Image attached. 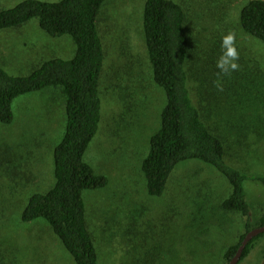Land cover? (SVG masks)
Wrapping results in <instances>:
<instances>
[{
    "label": "rangeland",
    "instance_id": "rangeland-1",
    "mask_svg": "<svg viewBox=\"0 0 264 264\" xmlns=\"http://www.w3.org/2000/svg\"><path fill=\"white\" fill-rule=\"evenodd\" d=\"M21 1L0 0V10ZM146 1L107 0L100 13L106 50L102 120L84 158L96 173L108 177L109 184L84 191L89 227L102 264H219L222 245L233 242L242 229L239 216L211 213L228 195V180L211 165L188 160L172 173L163 196L151 197L146 190L142 161L160 128L166 103L148 62L143 31ZM176 1L185 10L193 52L200 56L191 62L195 69L202 70L207 56L214 53L219 60L222 37L234 32L247 74L257 75L252 84L261 83L264 44L254 43L239 24L240 10L249 0ZM214 45L219 48L213 49ZM75 54L71 36H50L37 18L19 28L0 30V67L11 75H28L47 59H71ZM242 87L247 94L232 89L240 109L219 110L208 92L206 105L218 115L210 124L218 118L227 130L229 162L251 177L245 187L256 214L264 209V180L252 177L264 178V137L252 139V130L255 125L264 132V107L252 90ZM57 89L19 96L12 105L13 122H0V158L10 151L20 170L12 178L0 176V246L20 248V264L27 260L28 264H76L45 220L20 221L28 197L46 193L55 184L54 149L66 129L65 97ZM196 90L192 89L194 99L195 95L198 99ZM220 95L232 100L230 94ZM240 264H264V238Z\"/></svg>",
    "mask_w": 264,
    "mask_h": 264
},
{
    "label": "trees",
    "instance_id": "trees-1",
    "mask_svg": "<svg viewBox=\"0 0 264 264\" xmlns=\"http://www.w3.org/2000/svg\"><path fill=\"white\" fill-rule=\"evenodd\" d=\"M106 1L23 0L0 10V30L19 28L37 18L47 34L69 35L76 45L73 58L52 57L28 75H11L0 67V122L4 124L13 122L12 105L21 95L58 88L65 97L66 129L54 149L55 184L46 193H33L28 197L20 221L27 224L45 220L76 264H102L98 244L89 227L83 194L85 190L105 188L109 184L108 177L96 173L84 158L102 120L101 86L106 50L99 21ZM239 24L254 43L264 44V0L246 2L240 10ZM143 31L153 80L166 96L160 128L152 136L149 153L141 166L147 193L151 197L163 196L172 173L184 161L199 160L221 173L228 180L230 191L219 201L217 211L213 207L211 213L218 217L237 215L242 219V229L235 233L234 241L222 245L219 264H228L246 234L264 226V209L253 214L245 187L251 177L229 162L227 130L220 126L218 118L215 124H210L212 117L218 115L208 111L206 93L214 97L219 110L231 111L240 109L232 89L235 93L247 94L244 86L255 93L263 109L264 74L259 75L261 83L252 84L255 74H247V63L241 57L235 61L239 65L237 70L223 74L216 66L215 53L207 56L206 66L202 70L196 67L197 71L191 62L199 60L200 56L193 52L186 13L176 0H147ZM216 48L219 46L214 45L213 49ZM193 88L197 89L198 99L196 95L193 98ZM220 93L230 94L232 100L225 101ZM252 133L255 137L252 139L264 137V132L255 125ZM10 153L6 150L0 158L1 177L12 178L20 173ZM252 179L264 180L255 176ZM261 238L264 233L248 244L238 264L251 254ZM5 248L0 246V264H20L21 249ZM28 261L24 258V263Z\"/></svg>",
    "mask_w": 264,
    "mask_h": 264
},
{
    "label": "clouds",
    "instance_id": "clouds-1",
    "mask_svg": "<svg viewBox=\"0 0 264 264\" xmlns=\"http://www.w3.org/2000/svg\"><path fill=\"white\" fill-rule=\"evenodd\" d=\"M222 54L216 62V66L223 74L238 69L239 65L235 62L239 58V53L235 46V33L229 32L222 37L221 43Z\"/></svg>",
    "mask_w": 264,
    "mask_h": 264
},
{
    "label": "water",
    "instance_id": "water-1",
    "mask_svg": "<svg viewBox=\"0 0 264 264\" xmlns=\"http://www.w3.org/2000/svg\"><path fill=\"white\" fill-rule=\"evenodd\" d=\"M264 233V226L257 227L252 229L250 232H248L243 239L236 255L232 258V260L228 264H238L240 259L242 258L243 252L245 248L248 246V244L258 235Z\"/></svg>",
    "mask_w": 264,
    "mask_h": 264
}]
</instances>
